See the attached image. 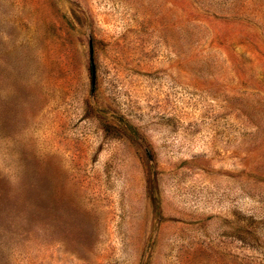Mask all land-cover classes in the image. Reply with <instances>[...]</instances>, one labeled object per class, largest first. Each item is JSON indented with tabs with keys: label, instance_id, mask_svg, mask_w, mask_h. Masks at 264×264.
<instances>
[{
	"label": "rangeland",
	"instance_id": "1",
	"mask_svg": "<svg viewBox=\"0 0 264 264\" xmlns=\"http://www.w3.org/2000/svg\"><path fill=\"white\" fill-rule=\"evenodd\" d=\"M0 264H264V0H0Z\"/></svg>",
	"mask_w": 264,
	"mask_h": 264
}]
</instances>
